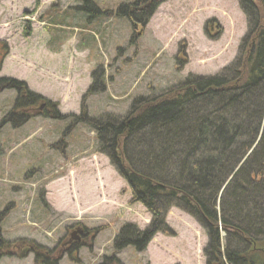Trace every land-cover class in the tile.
I'll list each match as a JSON object with an SVG mask.
<instances>
[{
  "label": "rangeland",
  "instance_id": "374dc122",
  "mask_svg": "<svg viewBox=\"0 0 264 264\" xmlns=\"http://www.w3.org/2000/svg\"><path fill=\"white\" fill-rule=\"evenodd\" d=\"M136 1L91 0L103 16L90 18L76 10L81 0H0V79L24 84L66 117L41 116V103L19 127L0 126V251L14 253L0 264H43L5 247L24 239L52 251L58 264H207L205 230L176 208L166 221L173 234L158 233L142 251L116 249L124 226L144 231L151 216L98 152L96 131L71 116L122 117L137 98L223 76L250 28L238 0H151L159 4L141 24L118 16ZM17 95L0 91V123ZM221 236L222 248L233 245Z\"/></svg>",
  "mask_w": 264,
  "mask_h": 264
},
{
  "label": "trees",
  "instance_id": "16d2710c",
  "mask_svg": "<svg viewBox=\"0 0 264 264\" xmlns=\"http://www.w3.org/2000/svg\"><path fill=\"white\" fill-rule=\"evenodd\" d=\"M81 2L77 11L90 18L103 16L91 0ZM238 2L250 30L241 56L225 68V76L188 78L160 96L137 98L122 117L71 116L75 124L96 131L98 152L110 158L131 188L132 201L142 204L151 216L144 231L132 224L124 226L116 238V249L132 246L142 251L158 233L173 234L166 221L176 208L205 230L207 264H264V0ZM157 4L137 0L121 8L118 16L141 24ZM180 61L182 65L186 59ZM6 88L18 95L1 127H19L29 119L26 110L41 103L46 105L41 116L66 119L55 104L24 84L0 79V91ZM222 231L233 245L221 247ZM235 242L242 248H235ZM4 244L20 251L18 256L33 254L38 263L58 264V257L35 241ZM4 253L0 251V261ZM112 262L113 258H106L103 264Z\"/></svg>",
  "mask_w": 264,
  "mask_h": 264
},
{
  "label": "water",
  "instance_id": "95a60500",
  "mask_svg": "<svg viewBox=\"0 0 264 264\" xmlns=\"http://www.w3.org/2000/svg\"><path fill=\"white\" fill-rule=\"evenodd\" d=\"M43 107V106H42ZM256 146V145H255ZM255 146L251 149V151L248 153V155L246 156L245 159H243V161L239 164V166L237 167V169L235 170V173L240 170V168L243 166V164L246 162L248 156L252 153V151L254 150ZM234 173V174H235ZM234 176V175H233ZM233 176L230 177V179L228 180V182L226 183V185L232 180ZM225 188V187H224ZM79 233H82V230L78 229ZM78 241H80V239H77Z\"/></svg>",
  "mask_w": 264,
  "mask_h": 264
},
{
  "label": "flooded vegetation",
  "instance_id": "af4514ba",
  "mask_svg": "<svg viewBox=\"0 0 264 264\" xmlns=\"http://www.w3.org/2000/svg\"><path fill=\"white\" fill-rule=\"evenodd\" d=\"M262 132H263V129H262V131H261V135H262ZM254 147V146H253ZM251 151V150H250ZM72 243H74V242H72ZM71 243V241H66V243L64 244V246H68V245H70V247H73L72 245H74V244H72Z\"/></svg>",
  "mask_w": 264,
  "mask_h": 264
}]
</instances>
